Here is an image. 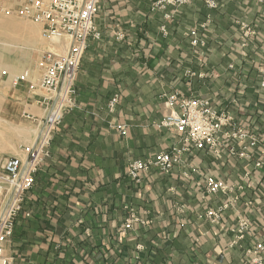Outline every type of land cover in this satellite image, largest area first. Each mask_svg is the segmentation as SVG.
Listing matches in <instances>:
<instances>
[{"label": "crops", "instance_id": "1", "mask_svg": "<svg viewBox=\"0 0 264 264\" xmlns=\"http://www.w3.org/2000/svg\"><path fill=\"white\" fill-rule=\"evenodd\" d=\"M153 1L99 0V36L82 55L75 102L53 132L5 245L12 264H255L260 255L247 250L264 241V0H217L214 8L192 0L155 10ZM242 22L254 33L245 37ZM193 29L203 45L192 44ZM23 32L0 42V114L13 123L0 130V161L24 157L48 114L51 93L31 85L47 49ZM25 71L29 79L13 86L12 76ZM172 92L213 98L233 116L225 132L241 128L246 136L223 134L220 154L188 151L170 173L153 167L136 180L132 160L180 143L158 125ZM206 175L231 189L207 192ZM224 204L216 220L206 214ZM132 213L140 221L126 230ZM242 218L250 227L237 238Z\"/></svg>", "mask_w": 264, "mask_h": 264}, {"label": "built area", "instance_id": "2", "mask_svg": "<svg viewBox=\"0 0 264 264\" xmlns=\"http://www.w3.org/2000/svg\"><path fill=\"white\" fill-rule=\"evenodd\" d=\"M192 0H154L152 9H165L171 5L179 7ZM209 7H216L217 0H204ZM99 11V0H0V13L28 19L40 26L41 37L52 44V47L41 53L43 66L42 76L31 85L48 90V114L40 122L35 142L25 149V156H11L0 161V196L3 202L0 207V264H12L13 258L5 253V245L14 234L15 221L22 210L23 197L35 183L36 172L48 148L55 128L61 123L65 111L75 102L76 89L74 80L79 70L80 61L91 37H98L99 32L95 18ZM244 36H250L254 30L249 24L242 22ZM189 35L194 36L193 45H203L204 41L193 29ZM260 87L264 90V66L261 67ZM29 79V71L12 76V85L17 86ZM118 96L112 98L113 108ZM169 109L159 121V127H165L178 134L180 143L169 150H161L149 158H137L129 163V174L139 180L141 174L156 167L163 173H170L174 166L182 162L185 152L192 150H208L220 154L222 135L244 137L246 133L239 128L234 132H225V127L233 121V116L219 110L211 97H190L172 92L166 96ZM123 135L127 134L125 125H119ZM252 138L250 145L256 144ZM233 152L234 150L231 149ZM240 155H245L241 151ZM261 162H257L260 165ZM251 174L246 172L244 182L250 184ZM203 187L207 192L215 194L227 192L231 186L225 181L206 175ZM227 204L219 209L209 208L206 214L214 220ZM30 215L26 213V216ZM140 218L132 213L126 220L124 229H131ZM250 223L242 218L235 227L237 238H243ZM260 255L255 256L254 263L263 262L264 241L256 243L254 250H247Z\"/></svg>", "mask_w": 264, "mask_h": 264}, {"label": "rangeland", "instance_id": "3", "mask_svg": "<svg viewBox=\"0 0 264 264\" xmlns=\"http://www.w3.org/2000/svg\"><path fill=\"white\" fill-rule=\"evenodd\" d=\"M33 24L36 23L25 18L0 13V42L5 43L11 38H16L18 35H21V31L24 30L25 32H23L22 34H26L27 36H29L31 41L36 40L40 44V46L44 45L48 50L52 47V44H50L48 41L44 40L41 37L40 32H37L35 27H33ZM34 48L37 49V47ZM2 100L3 95L0 92V102H2ZM3 109L6 112H3L2 114L6 115L8 113L6 107H3ZM8 120L12 121L11 118H6V116H2L0 114V130L5 131L7 129L5 127H9L13 124L12 122L10 123ZM1 133L2 132H0V135H2ZM3 199L4 197L0 196V207L2 205Z\"/></svg>", "mask_w": 264, "mask_h": 264}]
</instances>
